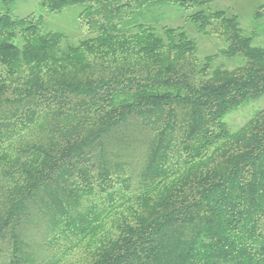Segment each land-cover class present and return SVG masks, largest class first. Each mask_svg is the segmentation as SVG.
I'll list each match as a JSON object with an SVG mask.
<instances>
[{
    "label": "trees",
    "instance_id": "16d2710c",
    "mask_svg": "<svg viewBox=\"0 0 264 264\" xmlns=\"http://www.w3.org/2000/svg\"><path fill=\"white\" fill-rule=\"evenodd\" d=\"M0 0V264H264V47L213 0L79 6L69 42ZM177 6L219 53L160 22ZM264 18V0L253 13Z\"/></svg>",
    "mask_w": 264,
    "mask_h": 264
},
{
    "label": "rangeland",
    "instance_id": "374dc122",
    "mask_svg": "<svg viewBox=\"0 0 264 264\" xmlns=\"http://www.w3.org/2000/svg\"><path fill=\"white\" fill-rule=\"evenodd\" d=\"M263 0H213L202 8L206 11L224 10L228 14L237 16L243 33L251 35L253 44L264 47V18L255 22L253 13ZM3 6L0 4V8ZM9 9L16 16L34 14L43 18L42 28L63 33L69 42H77L82 36L79 28L77 14L79 6H71L60 13L48 12L41 5V0H12ZM154 16L163 23L182 28L189 38L193 39L197 46V56L203 59L207 55L216 54L213 64H221L226 68H232L242 62L240 57L228 59L219 52L225 48L224 40L216 35H204L199 33L195 25L186 17L189 11L177 6L156 7L153 10ZM264 108V95L260 98L250 100L236 110L228 113L223 118L231 130H236L242 125L255 110Z\"/></svg>",
    "mask_w": 264,
    "mask_h": 264
}]
</instances>
